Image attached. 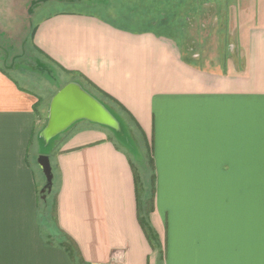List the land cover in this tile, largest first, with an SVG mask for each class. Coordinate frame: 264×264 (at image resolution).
<instances>
[{
    "label": "crops",
    "instance_id": "0c3cea01",
    "mask_svg": "<svg viewBox=\"0 0 264 264\" xmlns=\"http://www.w3.org/2000/svg\"><path fill=\"white\" fill-rule=\"evenodd\" d=\"M223 10L222 37L208 46L76 12L36 26L43 63L75 76L64 85L142 130L155 185L140 179L149 154L131 147L139 174L119 145L128 134L119 141L108 127L82 120L52 149L39 129L59 89L41 97L0 65V264H264V0ZM40 148L53 155L46 194ZM152 189L142 213L154 248L139 221ZM51 194L56 234L40 211Z\"/></svg>",
    "mask_w": 264,
    "mask_h": 264
},
{
    "label": "rangeland",
    "instance_id": "374dc122",
    "mask_svg": "<svg viewBox=\"0 0 264 264\" xmlns=\"http://www.w3.org/2000/svg\"><path fill=\"white\" fill-rule=\"evenodd\" d=\"M33 1L36 0H0V43L14 55H21L16 58L18 70L16 67L12 69L6 66L8 71L19 78L22 76L20 77L18 73H22L25 77L29 76L27 78L30 83L25 82V85L36 91L39 96H46V98H49L58 89L60 90L67 80H74L75 76L64 74L60 70L54 69L52 65L43 63L47 58L43 57L36 49L32 36L36 26L44 18L56 12L91 14L99 16L111 26L124 31L147 32L159 37L164 36L171 40H178L181 43L193 39L197 40L199 45L208 46L210 41L214 42L218 37H222L223 8L232 2V0H46L32 7ZM2 57L3 53H0V65L4 67ZM72 74L82 76L79 73ZM20 81L23 80L20 79ZM112 107L114 108V106ZM114 111L124 123L122 126L119 122L121 129L115 131L117 140L126 138L128 134L129 146L119 145L137 166L139 174H141L139 164L141 165L143 162L138 160L136 153L132 152V148L142 155L147 152L149 156L146 166L151 170L150 149L146 145L147 140L143 137L142 130L136 127L125 111ZM43 129V127L39 129V137ZM40 139L44 142L41 137ZM45 147L47 146L45 145ZM49 152L48 148H40L37 152V161L40 156L48 155L53 163V155ZM157 154H159L158 151ZM152 177L151 170L148 175H141L140 179L143 182L151 183ZM169 177L164 176L162 180L168 181ZM52 202L53 195L51 194L46 205L41 202L40 211L47 220L44 227L56 234V222L52 220Z\"/></svg>",
    "mask_w": 264,
    "mask_h": 264
},
{
    "label": "water",
    "instance_id": "95a60500",
    "mask_svg": "<svg viewBox=\"0 0 264 264\" xmlns=\"http://www.w3.org/2000/svg\"><path fill=\"white\" fill-rule=\"evenodd\" d=\"M43 1L46 0L33 1L32 7ZM82 120L108 127L114 131L121 129L119 121L101 101L86 91L79 83L70 82L52 98L47 123L40 137L48 144L52 139ZM38 164L46 177L42 194L50 193L54 179L50 157L48 155L40 156ZM43 198L45 199V196Z\"/></svg>",
    "mask_w": 264,
    "mask_h": 264
},
{
    "label": "trees",
    "instance_id": "16d2710c",
    "mask_svg": "<svg viewBox=\"0 0 264 264\" xmlns=\"http://www.w3.org/2000/svg\"><path fill=\"white\" fill-rule=\"evenodd\" d=\"M35 32H36V28H35V30L33 31V36L35 35ZM32 36V37H33ZM105 105V104H104ZM108 109H109V111L116 117V119L121 123V125L123 126L124 125V123L122 122V119H121V117L113 110V108L112 107H110V106H108V105H105ZM120 106V108L122 109V110H125L124 109V107H122L121 105H119ZM45 125H46V123L44 124V126H43V128L45 127ZM71 129V128H70ZM70 129H68L66 132H64V133H62V134H60V135H58L57 137H55L54 139H52L51 141H50V147L52 148V149H54V146H52V143L54 142V141H56L60 136H63L64 134H66ZM115 133V132H114ZM150 154L152 153L151 151V148H150ZM150 161H151V165H152V167H151V170H152V178H151V183L150 184H153V185H155V176H154V165H153V159H152V155H151V159H150ZM42 196L43 195H41V198H42ZM153 196H154V189H152V191H151V194H150V197H149V199H148V201H147V203H146V208L144 209V208H142V207H139V221H140V224H141V226H142V229L144 230V232H145V234H146V236H147V238H148V240H149V242H150V244H151V246L154 248V245H155V243H156V241H157V237H156V233H155V231L153 230V228H152V226H151V224L149 223V221H148V218H147V216H145V215H143V213H142V210L144 211V210H148L149 211V208H151L152 209V206H153V201H154V198H153ZM41 201H42V199H41ZM44 203H47V200L45 199L44 201H43ZM140 203H141V201H139ZM53 210H54V208H53Z\"/></svg>",
    "mask_w": 264,
    "mask_h": 264
},
{
    "label": "flooded vegetation",
    "instance_id": "af4514ba",
    "mask_svg": "<svg viewBox=\"0 0 264 264\" xmlns=\"http://www.w3.org/2000/svg\"><path fill=\"white\" fill-rule=\"evenodd\" d=\"M0 53H3V61L5 66H11V68L16 67V58L21 55H14L9 49H7L3 44L0 43ZM17 68V67H16Z\"/></svg>",
    "mask_w": 264,
    "mask_h": 264
}]
</instances>
